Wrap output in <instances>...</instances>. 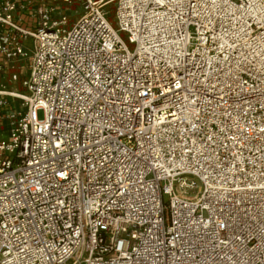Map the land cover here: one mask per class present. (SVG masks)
I'll return each instance as SVG.
<instances>
[{
  "label": "built area",
  "instance_id": "2783aa9c",
  "mask_svg": "<svg viewBox=\"0 0 264 264\" xmlns=\"http://www.w3.org/2000/svg\"><path fill=\"white\" fill-rule=\"evenodd\" d=\"M112 1L0 0V264H264V0Z\"/></svg>",
  "mask_w": 264,
  "mask_h": 264
},
{
  "label": "rangeland",
  "instance_id": "374dc122",
  "mask_svg": "<svg viewBox=\"0 0 264 264\" xmlns=\"http://www.w3.org/2000/svg\"><path fill=\"white\" fill-rule=\"evenodd\" d=\"M92 1H99V0H92ZM105 1H110L107 6L105 7V11L107 13V16L110 19V22H114V12H115V3L112 0H105ZM75 17H72V19H74ZM11 106L13 107V109L16 111L17 115H21L23 116L25 114V110L26 107L24 105V102L22 100L19 99H14L12 100ZM37 118L38 120H42L43 119V113L42 111H38L37 112Z\"/></svg>",
  "mask_w": 264,
  "mask_h": 264
}]
</instances>
